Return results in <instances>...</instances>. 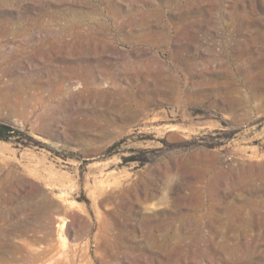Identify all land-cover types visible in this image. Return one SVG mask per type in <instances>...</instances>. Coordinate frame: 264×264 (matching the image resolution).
<instances>
[{
    "label": "rangeland",
    "instance_id": "1",
    "mask_svg": "<svg viewBox=\"0 0 264 264\" xmlns=\"http://www.w3.org/2000/svg\"><path fill=\"white\" fill-rule=\"evenodd\" d=\"M0 264H264V0H0Z\"/></svg>",
    "mask_w": 264,
    "mask_h": 264
},
{
    "label": "trees",
    "instance_id": "2",
    "mask_svg": "<svg viewBox=\"0 0 264 264\" xmlns=\"http://www.w3.org/2000/svg\"><path fill=\"white\" fill-rule=\"evenodd\" d=\"M4 138V137H3Z\"/></svg>",
    "mask_w": 264,
    "mask_h": 264
}]
</instances>
